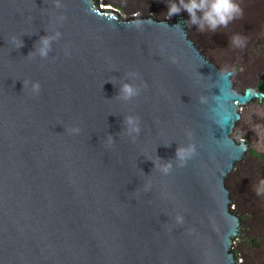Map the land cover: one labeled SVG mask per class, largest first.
Wrapping results in <instances>:
<instances>
[{
	"label": "water",
	"instance_id": "obj_1",
	"mask_svg": "<svg viewBox=\"0 0 264 264\" xmlns=\"http://www.w3.org/2000/svg\"><path fill=\"white\" fill-rule=\"evenodd\" d=\"M129 3L0 0V264H233L224 185L247 152L231 79L180 23L134 26Z\"/></svg>",
	"mask_w": 264,
	"mask_h": 264
},
{
	"label": "rangeland",
	"instance_id": "obj_2",
	"mask_svg": "<svg viewBox=\"0 0 264 264\" xmlns=\"http://www.w3.org/2000/svg\"><path fill=\"white\" fill-rule=\"evenodd\" d=\"M130 1L136 5H133L135 9L132 8L133 15L146 14L169 20L180 15L185 18L186 25L190 19L187 11L169 18L168 0ZM237 2L243 8L244 14L242 18L231 22L229 28L221 27L214 33L207 30L201 32L195 25H187V29L192 40L219 71L233 73L235 89L244 92L249 87H264V0ZM141 3L147 6H142ZM237 34L246 38L245 47L237 48L226 42ZM218 37H225V41H219ZM241 125L242 129H234L232 138L237 142L245 140L250 146V153L243 168L236 169L228 181L235 201V211L245 222L244 234L234 251L244 264H264V101H254L242 109ZM249 241L259 244L250 248Z\"/></svg>",
	"mask_w": 264,
	"mask_h": 264
},
{
	"label": "clouds",
	"instance_id": "obj_3",
	"mask_svg": "<svg viewBox=\"0 0 264 264\" xmlns=\"http://www.w3.org/2000/svg\"><path fill=\"white\" fill-rule=\"evenodd\" d=\"M57 3V7H59ZM182 11H187L190 19L187 21L188 26L195 25L201 32L207 30L216 32L221 27L227 28L228 25L238 18L243 17V8L237 0H168V12L167 16L171 18L173 15L180 14ZM140 26L139 22L136 24ZM60 33L57 32L54 36H41L38 40L40 47L38 54L41 58H47L52 50V42L59 39ZM230 43L237 48H243L246 46V38L239 34L234 35ZM23 44L20 46L22 47ZM30 54V53H29ZM39 82L32 83V89L35 93L40 92ZM123 99L130 100L139 95V89L132 83L125 82L119 88V94ZM126 124L128 125L129 134L139 133L140 128L138 120L135 117L129 116L126 118ZM74 133H78L79 129L74 128ZM194 147L179 148L176 151V155L180 160H184L187 156L194 153ZM172 165L168 163L162 171L167 174L171 170ZM264 183V182H262Z\"/></svg>",
	"mask_w": 264,
	"mask_h": 264
},
{
	"label": "bare ground",
	"instance_id": "obj_4",
	"mask_svg": "<svg viewBox=\"0 0 264 264\" xmlns=\"http://www.w3.org/2000/svg\"><path fill=\"white\" fill-rule=\"evenodd\" d=\"M114 1H119V2L122 3V2L130 1V0H114ZM133 5H135V4H132V1H131V4L129 3L128 7L129 8H134ZM141 5H142V3H141ZM143 5L147 6L146 4H143ZM137 8H139V7H137ZM142 9L144 11H146L144 7ZM139 10L142 11L141 9H139ZM133 22H134V26H136V24L139 22L140 26H153L155 28H166V30H168L169 32H173V33H175L176 24L180 23L181 25L184 26L189 46L193 50L195 56L199 59V63L202 64V65H205L210 71H212L213 74L216 76V80L217 81L231 79L232 93H233L234 97L238 100L240 108H241V111H242V109L246 108L247 106H249L254 101H259V102H263L264 101V92L261 91L259 88L249 87L244 92H238L235 89L233 81H232L233 73L230 72V71H228V72L219 71L218 67L211 60H209L207 58V56L199 48L197 43L194 42L192 40V38L190 37L188 29H187V25H186V20H185V18L183 16L178 15V16H175L174 20H169V19H166V18L159 19V18L154 17L152 15H146V14H144L142 16L133 15ZM224 38L222 39L221 37H218L219 41H225ZM229 40H231V38H229ZM226 42L229 43L230 41L226 40ZM230 145L233 147V151L234 152H238V151H241L243 148H246L247 155L250 153V146L245 140H240L239 142H237L234 138H231L230 139ZM245 159H244V161H245ZM257 160H259V158H257ZM234 172H235V170L231 171L230 178H231V176H232V174ZM224 193L227 195V198H228V202H229V206H230L231 221H240V224H241V238H242V236L244 234L245 222L242 220V217H240V215L235 211L236 210L235 209V201H234V199L232 197V194H231V191H230V189L228 187V182L224 185ZM258 244H259V242H250L249 241L248 247L253 248L256 245L258 246ZM236 246H237V243H234L233 253H232L233 264H244L238 258L237 254L234 251ZM225 261H229V257H225Z\"/></svg>",
	"mask_w": 264,
	"mask_h": 264
},
{
	"label": "trees",
	"instance_id": "obj_5",
	"mask_svg": "<svg viewBox=\"0 0 264 264\" xmlns=\"http://www.w3.org/2000/svg\"><path fill=\"white\" fill-rule=\"evenodd\" d=\"M259 89L264 92V87L260 86Z\"/></svg>",
	"mask_w": 264,
	"mask_h": 264
}]
</instances>
